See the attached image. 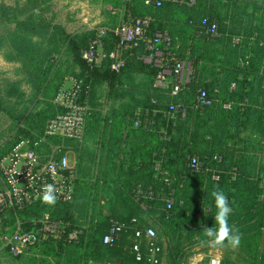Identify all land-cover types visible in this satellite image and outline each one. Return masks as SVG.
<instances>
[{"label":"trees","instance_id":"16d2710c","mask_svg":"<svg viewBox=\"0 0 264 264\" xmlns=\"http://www.w3.org/2000/svg\"><path fill=\"white\" fill-rule=\"evenodd\" d=\"M146 1L122 0L130 11L128 18L151 17L149 35L167 33L171 39L169 51L193 68L189 83L177 95L155 89L153 78L157 69L142 61L147 55L143 46L124 51L125 66L119 73L110 70L107 59L91 68L81 54L95 38L96 31L74 37L61 30L78 70L59 77L50 99L49 115L18 117V122L26 121L27 126L18 127L15 139L3 148L0 159L20 139L33 141L42 135L46 121L60 111L53 100L67 77L89 86L90 115L84 139L82 143L64 142L78 152L86 143L87 133L101 127L96 108L101 87L107 84L109 95L114 91L121 101H117L106 119L105 143L99 136V154H103L95 155L89 167L79 154L73 201L54 206L36 203L17 211L16 216L31 220L47 213L51 221L66 225L67 231L82 229L76 242L44 245L46 254L56 256L57 264H84L87 258L101 264H149L146 240L141 245V261H136L131 252L135 230L148 227L156 233L154 243L160 250L157 255L160 264L162 237L178 256L183 234L204 240L203 227H213L215 223L211 192L219 189L228 196L232 207L229 224L242 234L237 249L223 248L226 256L221 264H264V177L258 171L264 165L256 161V156L248 155L251 150L256 153L264 150V0L259 5L254 0L250 2L249 15L242 7L223 5L231 11L224 16L218 12L216 0H193L192 4L190 0H167L158 7L154 6L155 0H150V4ZM256 10L262 12L260 18L254 17ZM3 16L8 23L15 22L5 12ZM205 18L216 24L214 36H196ZM118 25L102 26L111 30L103 39L106 53L115 47L117 39L112 31ZM19 43L20 46L14 42L16 47L11 46L26 57L24 52L30 53L29 46L24 39ZM40 80L38 91L52 84L47 75ZM200 90L205 91L210 105L195 106ZM178 105L185 107L184 117L173 111L174 118H170V107ZM137 112L141 123L134 127ZM28 129L38 133L31 135ZM240 140L243 147L237 149L235 144ZM230 141L234 142L232 146ZM192 157L201 164L197 172L188 166ZM149 188L153 192L151 197L144 195ZM160 194L171 196L173 203L169 208ZM81 201L90 204L92 210L96 207L95 217L85 223L72 211V206L75 208ZM10 220H14L13 214ZM112 221L122 223L124 228L113 243L104 244L103 236ZM28 259L14 260L28 264ZM175 259L179 264V257ZM39 263L49 264V259L39 258Z\"/></svg>","mask_w":264,"mask_h":264},{"label":"built area","instance_id":"2783aa9c","mask_svg":"<svg viewBox=\"0 0 264 264\" xmlns=\"http://www.w3.org/2000/svg\"><path fill=\"white\" fill-rule=\"evenodd\" d=\"M163 1L167 0H155L154 6H160ZM145 3L150 4L151 1L147 0ZM192 3L193 0H190V4ZM150 23L151 17L148 16L128 18L120 23L112 31L117 40L115 47L109 53L104 51L103 39L106 32L111 30L105 27L96 29L95 38L90 41L89 47L82 51V59L89 63L91 68L107 59L110 70L119 73L125 66L124 51L143 46L147 55L142 57V61L157 69L153 78V87L177 95L190 81V65L186 60L176 58L169 51L171 39L167 33L156 32L149 35ZM201 28L196 32V36L215 35L216 24L207 18L201 21ZM88 93L89 86H84L81 80L73 77L65 78L53 100L60 111L46 121L42 135L37 136L33 141L28 138L20 139L0 160V264H17L14 259L27 258L36 251L38 257L39 250L41 251L46 243L63 241L65 244H70L76 242L78 236L82 234V229L67 231L66 225L51 221L47 213L38 219L22 220L16 216V212L33 204L42 203L40 196L43 186L47 184L56 186V203L73 201L75 165L71 163L70 158L73 152L64 142L70 140L82 143L84 139L86 121L90 115ZM208 105L210 101L207 100L205 91L200 90L196 96L195 106ZM173 111L178 112L180 118H183L186 112L184 106L170 107L168 113L170 118H174ZM136 116L134 127L141 123L139 112ZM188 166L197 172L201 164L196 157H192ZM165 185L169 183L165 182ZM144 195L151 197L153 192L149 188ZM159 197L165 199L167 208L172 205L171 196L166 198L165 195L160 194ZM10 214L14 215L13 226L1 230L2 225L7 223L2 218L9 215L10 219ZM123 228L122 223L112 221L109 230L103 236V243H113ZM134 236L131 252L135 260L141 261L143 258L141 245L143 240H146V260L149 264H157L160 250L154 243L155 230L151 227L137 229ZM49 264L57 263L56 260H51ZM210 264H220V260L211 259Z\"/></svg>","mask_w":264,"mask_h":264},{"label":"rangeland","instance_id":"374dc122","mask_svg":"<svg viewBox=\"0 0 264 264\" xmlns=\"http://www.w3.org/2000/svg\"><path fill=\"white\" fill-rule=\"evenodd\" d=\"M252 1L216 0L214 3L222 16L227 11L229 15L231 13L229 8L223 5L242 7L244 9L242 11L249 15L252 12V7L248 4ZM254 1L259 5L262 0ZM4 12L8 18L14 19L15 22L8 23L3 16ZM253 15L260 18L262 12L256 10ZM130 16V11L126 9L122 0H0V101L2 103V107L0 106V153L15 139L18 127L27 126L26 121L18 122V117L21 115L32 117L49 115L51 113L50 99L59 77L63 73L77 72L78 70L72 62L66 39L61 34V30L70 36L84 37L89 31H94L102 26L118 25ZM233 19L237 21V19ZM245 20L242 16V21L245 22ZM256 23L258 25L260 22ZM21 34L23 37H19ZM23 39L30 50V53L24 52L26 57L13 45L14 42L20 46L19 40ZM190 73L193 74L191 65ZM45 75L50 77L52 84L45 86L43 91H38L37 86L41 82L40 78ZM114 95V91L109 95L107 84L101 87L96 101L97 117L100 119L101 127L87 133L86 143L80 152L71 146L73 152L70 154L71 163H73L74 154L77 156V160L81 154L84 165L89 167V161L99 154V136L103 137L102 143L106 141L105 134L108 127L106 119L118 103L117 101H121ZM37 131L28 129V133L31 135L37 134ZM233 144L234 142L230 141V146ZM235 145L237 149H241L243 147L242 140L237 141ZM249 153L248 155L256 156L258 158L256 161L264 165V150L260 153L251 150ZM102 154L103 152L99 156ZM258 171L263 178L264 168H259ZM97 199H100L99 196ZM72 207L74 215H77L79 221L83 223L89 221L91 216L95 217L96 207L92 210L91 205L86 201L77 202L75 208ZM2 220L7 223L2 225L1 230L13 226L9 215L3 217ZM161 240L163 255L160 264H176L175 258L178 259V257L179 264H210L211 259L216 258L220 260L221 264L222 259L226 256L225 249L209 248L200 241L199 237L190 234H183L179 246L181 249L179 256L175 254L173 247L167 246V239L162 237ZM46 247L43 246V252L39 250L38 257L37 251L27 257V259L29 258L26 260L28 264H40L39 258H48L49 261L56 260V256L46 254L48 251ZM231 258L235 259L233 256ZM90 262L95 261L87 258L84 264Z\"/></svg>","mask_w":264,"mask_h":264},{"label":"clouds","instance_id":"9594fccd","mask_svg":"<svg viewBox=\"0 0 264 264\" xmlns=\"http://www.w3.org/2000/svg\"><path fill=\"white\" fill-rule=\"evenodd\" d=\"M211 197L216 209L214 215V226L203 227L202 243L212 249L231 248L237 249L242 241V234L235 225L229 224V217L232 213L228 196L223 190H213ZM40 200L43 204L54 206L57 202V189L54 184L43 186ZM207 209V208H206Z\"/></svg>","mask_w":264,"mask_h":264},{"label":"crops","instance_id":"0c3cea01","mask_svg":"<svg viewBox=\"0 0 264 264\" xmlns=\"http://www.w3.org/2000/svg\"><path fill=\"white\" fill-rule=\"evenodd\" d=\"M106 138L108 137V130L106 131ZM73 163L75 165V170L77 171V156L74 154ZM98 159V158H97ZM101 264V263H100Z\"/></svg>","mask_w":264,"mask_h":264}]
</instances>
